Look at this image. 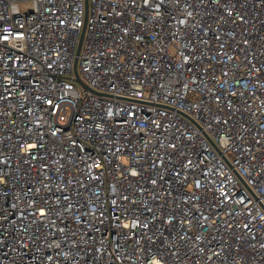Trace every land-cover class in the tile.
<instances>
[{
	"label": "built area",
	"instance_id": "2783aa9c",
	"mask_svg": "<svg viewBox=\"0 0 264 264\" xmlns=\"http://www.w3.org/2000/svg\"><path fill=\"white\" fill-rule=\"evenodd\" d=\"M0 264H264V0H0Z\"/></svg>",
	"mask_w": 264,
	"mask_h": 264
},
{
	"label": "water",
	"instance_id": "95a60500",
	"mask_svg": "<svg viewBox=\"0 0 264 264\" xmlns=\"http://www.w3.org/2000/svg\"><path fill=\"white\" fill-rule=\"evenodd\" d=\"M87 3V8H88V2ZM84 32H85V25H84V28H83V32H82V35H81V40H80V44H79V49H80V46H81V43H82V40H83V37H84ZM79 51V50H78ZM75 75H76V80L81 83L82 85L88 87L84 82L83 80L81 79L80 75H79V72H78V69H77V60L75 61Z\"/></svg>",
	"mask_w": 264,
	"mask_h": 264
},
{
	"label": "rangeland",
	"instance_id": "374dc122",
	"mask_svg": "<svg viewBox=\"0 0 264 264\" xmlns=\"http://www.w3.org/2000/svg\"><path fill=\"white\" fill-rule=\"evenodd\" d=\"M20 5H21L22 10L28 11V10H30V7L32 6V2L23 1V2H20Z\"/></svg>",
	"mask_w": 264,
	"mask_h": 264
}]
</instances>
